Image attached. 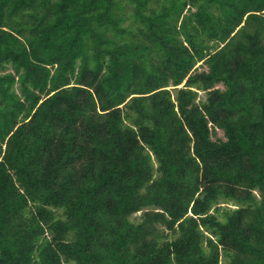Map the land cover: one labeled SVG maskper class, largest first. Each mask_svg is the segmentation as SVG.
I'll use <instances>...</instances> for the list:
<instances>
[{
	"label": "trees",
	"instance_id": "1",
	"mask_svg": "<svg viewBox=\"0 0 264 264\" xmlns=\"http://www.w3.org/2000/svg\"><path fill=\"white\" fill-rule=\"evenodd\" d=\"M0 264H264V0H0Z\"/></svg>",
	"mask_w": 264,
	"mask_h": 264
},
{
	"label": "rangeland",
	"instance_id": "2",
	"mask_svg": "<svg viewBox=\"0 0 264 264\" xmlns=\"http://www.w3.org/2000/svg\"><path fill=\"white\" fill-rule=\"evenodd\" d=\"M200 96L202 97V94H200ZM217 134H218V135H221V131L218 130V131H217Z\"/></svg>",
	"mask_w": 264,
	"mask_h": 264
}]
</instances>
